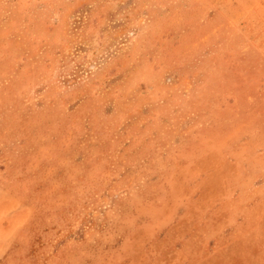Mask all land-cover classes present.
Wrapping results in <instances>:
<instances>
[{
	"label": "rangeland",
	"instance_id": "rangeland-1",
	"mask_svg": "<svg viewBox=\"0 0 264 264\" xmlns=\"http://www.w3.org/2000/svg\"><path fill=\"white\" fill-rule=\"evenodd\" d=\"M0 264H264V0H0Z\"/></svg>",
	"mask_w": 264,
	"mask_h": 264
},
{
	"label": "crops",
	"instance_id": "crops-1",
	"mask_svg": "<svg viewBox=\"0 0 264 264\" xmlns=\"http://www.w3.org/2000/svg\"><path fill=\"white\" fill-rule=\"evenodd\" d=\"M29 215V207L0 186V254L17 237Z\"/></svg>",
	"mask_w": 264,
	"mask_h": 264
}]
</instances>
